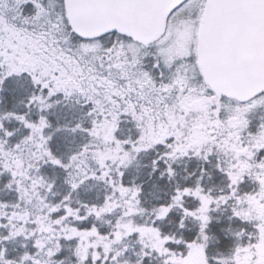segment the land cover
I'll return each instance as SVG.
<instances>
[{"label":"snow or ice","instance_id":"1","mask_svg":"<svg viewBox=\"0 0 264 264\" xmlns=\"http://www.w3.org/2000/svg\"><path fill=\"white\" fill-rule=\"evenodd\" d=\"M0 264H264V0H0Z\"/></svg>","mask_w":264,"mask_h":264}]
</instances>
